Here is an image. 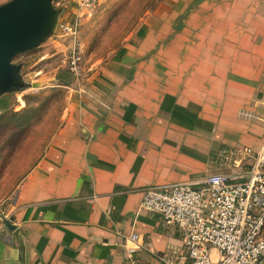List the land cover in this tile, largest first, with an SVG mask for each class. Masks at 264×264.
Wrapping results in <instances>:
<instances>
[{
  "label": "crops",
  "instance_id": "0c3cea01",
  "mask_svg": "<svg viewBox=\"0 0 264 264\" xmlns=\"http://www.w3.org/2000/svg\"><path fill=\"white\" fill-rule=\"evenodd\" d=\"M85 82L17 187L0 264L181 255L179 230L142 209V191L248 168L217 154L264 140V0H164Z\"/></svg>",
  "mask_w": 264,
  "mask_h": 264
},
{
  "label": "rangeland",
  "instance_id": "374dc122",
  "mask_svg": "<svg viewBox=\"0 0 264 264\" xmlns=\"http://www.w3.org/2000/svg\"><path fill=\"white\" fill-rule=\"evenodd\" d=\"M9 1L0 0V5ZM163 3L164 0H100L89 14L86 12L78 28V76L67 70L70 43L57 38L54 29L37 48L12 59L14 65H21L24 87L0 94V225L10 216L23 177L48 146L68 103L69 89L82 88L87 78L129 39L146 14ZM53 6L59 14L65 13L64 17L73 9L72 0H55Z\"/></svg>",
  "mask_w": 264,
  "mask_h": 264
},
{
  "label": "built area",
  "instance_id": "2783aa9c",
  "mask_svg": "<svg viewBox=\"0 0 264 264\" xmlns=\"http://www.w3.org/2000/svg\"><path fill=\"white\" fill-rule=\"evenodd\" d=\"M99 1L72 0L71 14L57 21L55 36L70 43L67 70L74 76L81 72L79 21ZM217 157L233 170L248 168L142 191V209L177 227L182 237L183 253L164 264H264V140L256 151L243 147ZM134 252L126 249L128 264H135Z\"/></svg>",
  "mask_w": 264,
  "mask_h": 264
},
{
  "label": "water",
  "instance_id": "95a60500",
  "mask_svg": "<svg viewBox=\"0 0 264 264\" xmlns=\"http://www.w3.org/2000/svg\"><path fill=\"white\" fill-rule=\"evenodd\" d=\"M54 1L10 0L0 5V94L24 87L21 65H14L12 59L37 48L52 34L59 15Z\"/></svg>",
  "mask_w": 264,
  "mask_h": 264
},
{
  "label": "trees",
  "instance_id": "16d2710c",
  "mask_svg": "<svg viewBox=\"0 0 264 264\" xmlns=\"http://www.w3.org/2000/svg\"><path fill=\"white\" fill-rule=\"evenodd\" d=\"M4 224V223H3ZM4 225H7V224H4Z\"/></svg>",
  "mask_w": 264,
  "mask_h": 264
}]
</instances>
